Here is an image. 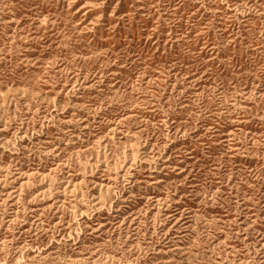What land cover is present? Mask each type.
<instances>
[{"label":"rangeland","instance_id":"rangeland-1","mask_svg":"<svg viewBox=\"0 0 264 264\" xmlns=\"http://www.w3.org/2000/svg\"><path fill=\"white\" fill-rule=\"evenodd\" d=\"M0 264H264V0H0Z\"/></svg>","mask_w":264,"mask_h":264}]
</instances>
